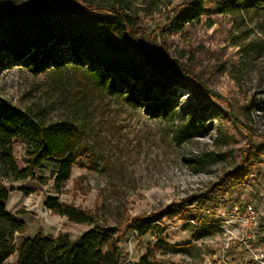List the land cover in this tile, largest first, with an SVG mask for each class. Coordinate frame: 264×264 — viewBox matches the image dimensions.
Segmentation results:
<instances>
[{
    "label": "rangeland",
    "instance_id": "1",
    "mask_svg": "<svg viewBox=\"0 0 264 264\" xmlns=\"http://www.w3.org/2000/svg\"><path fill=\"white\" fill-rule=\"evenodd\" d=\"M127 1L141 18L139 37L158 56L177 60L202 80L213 94L206 104L216 108L204 112L206 105L191 91L177 88L168 95V110L155 115L140 89L131 88L133 81L112 95L73 70L36 76L13 66L0 72L2 98L48 122L71 120L83 132L66 151L77 159L61 190L55 188L56 156L36 169L45 183L5 182L14 188L7 212L27 225L24 234L16 235L17 245L38 234L77 238L89 230L47 209L49 199H58L114 229L125 264H264V240L258 242L257 235L242 245L238 236V214L245 204H254L264 220V11L221 15L219 0H211L199 22L171 34L167 18L191 0ZM34 2L23 0L26 7ZM6 10L0 1V11ZM192 109L206 120L205 135L180 141L179 130ZM14 154L25 168V145L16 142ZM227 178L234 189L218 195L208 210L201 207L199 198ZM176 205L181 208L174 207L173 218L163 216ZM151 217L153 229L141 234L137 220ZM160 223L163 227H155Z\"/></svg>",
    "mask_w": 264,
    "mask_h": 264
},
{
    "label": "trees",
    "instance_id": "2",
    "mask_svg": "<svg viewBox=\"0 0 264 264\" xmlns=\"http://www.w3.org/2000/svg\"><path fill=\"white\" fill-rule=\"evenodd\" d=\"M0 1L8 7L0 11V72L13 66L36 76L73 70L112 95L123 93V87H130L133 81L131 88L140 89L143 98L151 103L149 106H154L155 115L168 110L171 103L168 95L177 88L191 91L201 105H206L204 112L216 108L212 103L206 104L213 94L202 80L177 60L158 56L152 44L139 37L141 18L128 7L127 0L114 3L35 0L30 7L23 0ZM209 1L191 0L183 4L167 18L165 29L178 34L186 25L199 22ZM215 4L221 15L264 11V0H219ZM155 90L159 91L158 98ZM191 111V117L179 130L180 141L205 135L206 120L198 111ZM82 133L71 120L48 122L40 113L22 109L0 96V264H11L8 261L13 256L16 260L12 264H125L120 236L114 229L99 225L93 213L58 199H49L47 209L70 223L89 226V230L77 238L64 233L55 237L38 234L23 239L19 245L16 243V235L24 234L27 225L7 212L6 203L14 188L7 187L5 182L29 179L43 182L36 169L56 156L60 163L55 188L61 190L69 181L77 159V154L66 155V151ZM16 142L25 145L28 156L25 168H20L16 161ZM236 176L231 174L230 178ZM233 189L227 178L217 189L199 198L200 206L208 210L207 207L217 203L218 195ZM174 207L181 208L168 207L163 216L173 218L178 211ZM153 220L154 217L137 220L140 224L136 229L145 234L153 229L150 226ZM259 228L257 240L262 242L264 220H260Z\"/></svg>",
    "mask_w": 264,
    "mask_h": 264
},
{
    "label": "built area",
    "instance_id": "3",
    "mask_svg": "<svg viewBox=\"0 0 264 264\" xmlns=\"http://www.w3.org/2000/svg\"><path fill=\"white\" fill-rule=\"evenodd\" d=\"M260 216L254 204H245L238 214V236L242 245L259 235Z\"/></svg>",
    "mask_w": 264,
    "mask_h": 264
},
{
    "label": "crops",
    "instance_id": "4",
    "mask_svg": "<svg viewBox=\"0 0 264 264\" xmlns=\"http://www.w3.org/2000/svg\"><path fill=\"white\" fill-rule=\"evenodd\" d=\"M14 257V256H13ZM13 257H11V259H13ZM16 260V259H15ZM9 262V261H8ZM13 263V262H12Z\"/></svg>",
    "mask_w": 264,
    "mask_h": 264
}]
</instances>
